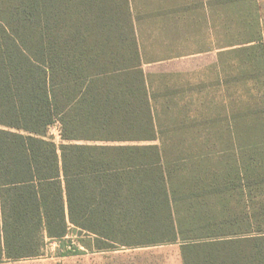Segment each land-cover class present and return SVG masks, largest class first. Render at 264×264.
<instances>
[{"label":"trees","instance_id":"1","mask_svg":"<svg viewBox=\"0 0 264 264\" xmlns=\"http://www.w3.org/2000/svg\"><path fill=\"white\" fill-rule=\"evenodd\" d=\"M135 5L0 0V262L74 230L99 249L178 243L183 264H264V182L250 180L263 172L172 164L153 143Z\"/></svg>","mask_w":264,"mask_h":264},{"label":"rangeland","instance_id":"2","mask_svg":"<svg viewBox=\"0 0 264 264\" xmlns=\"http://www.w3.org/2000/svg\"><path fill=\"white\" fill-rule=\"evenodd\" d=\"M135 6L161 138L153 143L169 163L253 164L263 175L250 180L264 182V0ZM49 135L62 141L59 125ZM93 238L71 230L67 246L47 239L39 257L0 264H183L178 243L105 250Z\"/></svg>","mask_w":264,"mask_h":264}]
</instances>
